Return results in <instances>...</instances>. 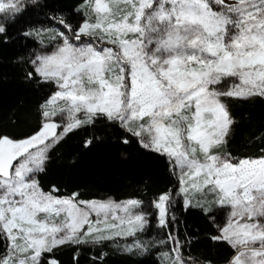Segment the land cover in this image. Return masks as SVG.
I'll list each match as a JSON object with an SVG mask.
<instances>
[{
  "label": "snow or ice",
  "instance_id": "6c2138e0",
  "mask_svg": "<svg viewBox=\"0 0 264 264\" xmlns=\"http://www.w3.org/2000/svg\"><path fill=\"white\" fill-rule=\"evenodd\" d=\"M45 8L48 26L16 28ZM21 38L34 45L18 58L23 79L42 97L34 125H0V264H65L68 252L81 264L82 249L106 264L109 243L161 264H215L193 252L199 236L181 234L178 204L231 250L224 264H264V146L231 151L232 101L264 99V0H80L68 12L0 0V44ZM99 121L159 160L172 186L147 202L86 199L50 175L66 138Z\"/></svg>",
  "mask_w": 264,
  "mask_h": 264
},
{
  "label": "trees",
  "instance_id": "16d2710c",
  "mask_svg": "<svg viewBox=\"0 0 264 264\" xmlns=\"http://www.w3.org/2000/svg\"><path fill=\"white\" fill-rule=\"evenodd\" d=\"M51 8L69 9L77 5L80 0H42ZM36 9L26 14L17 24L21 29L29 26H48L45 12ZM79 19V18H78ZM15 35V32H14ZM34 45L26 40L18 39L9 45L0 44V125L21 121L18 131L26 130L36 122V108L41 102L42 93L34 84L23 79L24 65L18 62L20 56L26 55ZM232 111L240 121V127L231 144V151L237 156H256L264 145L256 139L264 132V99L232 101ZM93 133L100 137L89 149L83 148V141ZM118 130L107 122L99 121L94 128L77 130L70 134L66 142L60 146L53 156L50 165V175L59 177L71 189L79 187L85 193L86 199L104 200L109 197L115 200L141 198L146 202L158 191L171 187L174 177H171L162 163L149 156L139 145L133 143L124 146L118 142ZM180 217L179 229L181 234L187 232L199 236L200 242L193 248V252L211 258L215 264H224V260L231 254L227 246H213L207 240L210 226L195 210L190 213L182 211L177 205ZM152 236L159 235L153 223ZM3 245L0 244V249ZM104 251L109 253L106 264H143L151 260L153 264H161L157 253L150 257H137L121 254L111 247L110 243ZM81 264H88L93 252L82 249ZM71 253L63 258L69 264Z\"/></svg>",
  "mask_w": 264,
  "mask_h": 264
},
{
  "label": "rangeland",
  "instance_id": "374dc122",
  "mask_svg": "<svg viewBox=\"0 0 264 264\" xmlns=\"http://www.w3.org/2000/svg\"><path fill=\"white\" fill-rule=\"evenodd\" d=\"M106 2H107V0H106Z\"/></svg>",
  "mask_w": 264,
  "mask_h": 264
}]
</instances>
